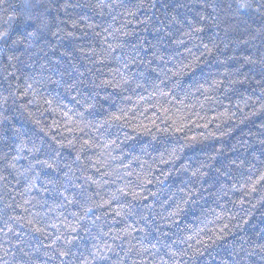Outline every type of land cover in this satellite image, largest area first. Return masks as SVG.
I'll return each mask as SVG.
<instances>
[{
    "label": "trees",
    "instance_id": "trees-1",
    "mask_svg": "<svg viewBox=\"0 0 264 264\" xmlns=\"http://www.w3.org/2000/svg\"><path fill=\"white\" fill-rule=\"evenodd\" d=\"M0 264H264V0H0Z\"/></svg>",
    "mask_w": 264,
    "mask_h": 264
}]
</instances>
